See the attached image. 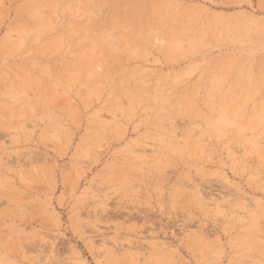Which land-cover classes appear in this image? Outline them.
Returning a JSON list of instances; mask_svg holds the SVG:
<instances>
[{
  "label": "rangeland",
  "instance_id": "obj_1",
  "mask_svg": "<svg viewBox=\"0 0 264 264\" xmlns=\"http://www.w3.org/2000/svg\"><path fill=\"white\" fill-rule=\"evenodd\" d=\"M0 264H264V0H0Z\"/></svg>",
  "mask_w": 264,
  "mask_h": 264
}]
</instances>
